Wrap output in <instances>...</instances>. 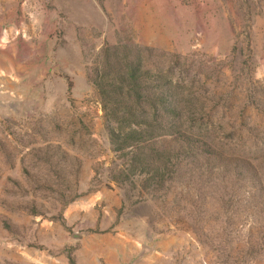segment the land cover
Wrapping results in <instances>:
<instances>
[{"label":"rangeland","instance_id":"rangeland-1","mask_svg":"<svg viewBox=\"0 0 264 264\" xmlns=\"http://www.w3.org/2000/svg\"><path fill=\"white\" fill-rule=\"evenodd\" d=\"M108 58L147 90L159 75L191 134L256 170L236 230L208 198L192 222L186 186L166 212L122 174L89 77ZM260 207L264 0H0V264H264Z\"/></svg>","mask_w":264,"mask_h":264},{"label":"trees","instance_id":"trees-1","mask_svg":"<svg viewBox=\"0 0 264 264\" xmlns=\"http://www.w3.org/2000/svg\"><path fill=\"white\" fill-rule=\"evenodd\" d=\"M89 77L100 94L105 119L113 124L110 135L114 150L123 159L121 172L126 178H135V184L141 183L145 191L141 199L144 195L164 204L166 211L172 201H168L166 194L172 189L175 193L171 184L186 186L177 195L199 228L209 205L207 198L217 205V215L225 216L224 221L232 230L239 226V211L247 206V201L250 208H257L252 202L253 195L245 200L246 194L241 191L247 186L241 182L242 178L251 182L249 187L259 181L256 170L250 166L243 173V160L224 155L191 134L184 125L194 113L187 104L189 100L181 97L182 106L170 103L171 96L159 75L154 79V88L147 90L150 78L147 70L133 68L127 58L117 67L108 58ZM177 206L181 207L179 203ZM258 211L264 213V207ZM69 263L77 264L73 256H69Z\"/></svg>","mask_w":264,"mask_h":264}]
</instances>
